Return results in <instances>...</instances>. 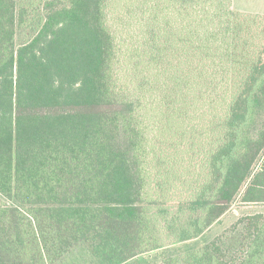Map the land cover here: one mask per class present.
Wrapping results in <instances>:
<instances>
[{"label": "trees", "instance_id": "trees-1", "mask_svg": "<svg viewBox=\"0 0 264 264\" xmlns=\"http://www.w3.org/2000/svg\"><path fill=\"white\" fill-rule=\"evenodd\" d=\"M115 1L0 0V264H58L82 243L96 264L160 250L163 264H264V212L199 240L236 203L264 205V17L233 0H166L188 20L167 38L154 12L141 23L151 38L129 47ZM256 20L251 47L241 31ZM171 47L180 68L165 76ZM199 101L204 176L177 199L171 150Z\"/></svg>", "mask_w": 264, "mask_h": 264}, {"label": "rangeland", "instance_id": "rangeland-1", "mask_svg": "<svg viewBox=\"0 0 264 264\" xmlns=\"http://www.w3.org/2000/svg\"><path fill=\"white\" fill-rule=\"evenodd\" d=\"M131 3L132 5L130 6ZM151 4H154V7L150 8L149 6ZM122 5L125 8L122 7ZM210 5H208L207 8H210ZM232 7L236 11L252 14L253 16L258 15L264 17V0H233ZM129 8L135 12V17L130 18L131 20H129L130 13L125 14ZM111 11V22L117 29L118 40L121 42H127L130 45L129 47H133L138 42H142L146 36L151 38L152 33L147 34L145 32L146 27L142 26L141 23L149 22L153 24L152 14L154 12H157L156 25L160 24L169 32L166 34L167 38H172L171 32L173 29L178 28L179 26L181 27L184 22L182 19L188 20L187 14H184L183 16L179 15L178 8L175 3L171 4L166 0H117L112 4ZM261 26V20H256L254 22H249L247 25L242 27L241 34L246 35L247 39L249 37L248 42L251 47L253 44L255 46L257 44L260 45L263 42L264 38L260 33ZM186 34L187 31H183V35ZM24 39L25 35L20 33L18 35V43H21ZM123 50L125 51V56L130 55V51L127 49V47H124ZM166 52L169 54L168 60L165 62H159L157 69L159 73L169 76L171 73L167 68H176L179 70V59L181 53L178 54L175 51V48L172 47ZM187 69L188 66L184 65L182 67V73L187 72ZM156 81L159 85H161L157 79ZM198 106L199 108L194 107V104L188 106L187 111L190 112L189 117L187 120H180V123L184 122L183 130L187 131L184 139L185 142L177 148L174 146L175 149L171 150L173 152V154H171V157L173 156L171 161L174 166L172 168V172L175 171L176 174L175 180L177 181V193L170 196H173V198L176 197L177 199L179 197L184 198L186 196L187 185L186 187H183V183L185 181H194L197 179L201 180L204 176V168L202 163L203 151L212 136L210 133H207L210 119L208 114L209 110L207 107H202L201 101L198 102ZM160 107L161 108L157 109L156 114L158 115L160 112L162 113L160 117H162L166 112H168V107H173L172 100L170 98L165 99ZM154 134H157L156 130H154ZM181 138V135L175 134L171 136L170 140L180 141ZM154 171L155 168L153 169V172ZM2 201L3 197L0 195V204ZM254 212H264V205H240L239 203H236L225 215L221 217V219L216 221L210 227L203 237L199 239L200 242H205L220 234L224 229L235 222L238 217ZM163 253L164 250H160L146 255V264H163L161 262L163 259ZM58 264H96V261L91 255L88 246L82 243L72 249L71 252H69L64 258H62V260L59 261Z\"/></svg>", "mask_w": 264, "mask_h": 264}]
</instances>
